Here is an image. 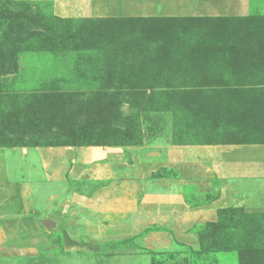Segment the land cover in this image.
<instances>
[{"label": "rangeland", "instance_id": "374dc122", "mask_svg": "<svg viewBox=\"0 0 264 264\" xmlns=\"http://www.w3.org/2000/svg\"><path fill=\"white\" fill-rule=\"evenodd\" d=\"M60 1V14L70 17L57 15L56 0H0V146H69L80 153L109 147L115 151L111 162L138 163L144 177L157 179L179 176L164 163L176 146L264 144V0H251L244 15H206L217 6L212 0ZM107 6L118 17H87ZM141 14L153 16L119 17ZM158 16L255 19L214 28L203 21L154 22ZM222 37L246 66L202 72L151 60L186 58L190 43L214 46ZM147 46L155 51L141 61ZM187 198L199 202L192 190ZM218 211L214 221L190 228L195 239L151 227L146 232H159L158 244L147 246L143 233L111 240L88 264H143L116 256L146 253L148 264H264V212L236 206ZM37 248L33 255L2 256L0 264L70 263L63 244Z\"/></svg>", "mask_w": 264, "mask_h": 264}, {"label": "crops", "instance_id": "0c3cea01", "mask_svg": "<svg viewBox=\"0 0 264 264\" xmlns=\"http://www.w3.org/2000/svg\"><path fill=\"white\" fill-rule=\"evenodd\" d=\"M212 1L218 7L210 5L206 15H244L251 2ZM55 5L57 15L70 17L60 14V0ZM218 9L233 12L216 14ZM109 10L87 17H118ZM128 16L153 15L119 17ZM113 154L109 147L80 153L69 146H0V257L63 244L72 253L63 256L69 264H88L111 240L143 233L147 246L158 244L159 232H146L151 227L171 229L185 241L195 239L190 228L214 221L221 208L264 212V144L170 148L164 163L177 170L176 178L144 177L141 165L111 162ZM48 187L57 190L48 194ZM188 190L199 202L190 203ZM214 193L211 201L202 200ZM116 257L141 258L143 264L151 259L148 253Z\"/></svg>", "mask_w": 264, "mask_h": 264}, {"label": "trees", "instance_id": "16d2710c", "mask_svg": "<svg viewBox=\"0 0 264 264\" xmlns=\"http://www.w3.org/2000/svg\"><path fill=\"white\" fill-rule=\"evenodd\" d=\"M101 18V17H98ZM255 18H236V17H209V18H201V17H176V18H168L163 16H158L152 19L154 22H168V21H175L178 25L181 24H190L192 26H196L200 21H203L204 23H211V27H232V26H238L240 23H246L250 25L251 21ZM221 29V28H220ZM213 36V35H212ZM216 37L213 36L212 40H216ZM180 40V41H179ZM177 46L182 48V46L185 44L186 37H181L179 39ZM189 48L193 51L192 53L188 54L186 58L184 57H178L176 59H172L170 57H166V55H160V56H154L151 60L152 61H163L168 60L173 65L180 67L188 66L190 69H199L202 72H206L210 69H212L215 66H229V67H237V66H246L247 63L242 59L240 56H237L233 52V47L230 46V42L228 39L222 37L218 43H215L214 46H207L206 42L201 43H190ZM154 48L151 46H147L143 50L141 49L140 52L143 53V55L146 53V57L140 58L142 61L144 58H149L150 55L153 54ZM148 55V56H147ZM248 62V61H247ZM246 78L250 75L245 74ZM10 146H18V145H10ZM34 146H39L38 144H35Z\"/></svg>", "mask_w": 264, "mask_h": 264}]
</instances>
